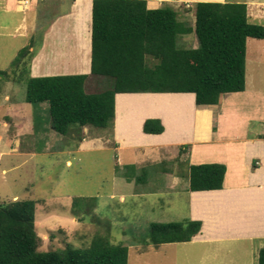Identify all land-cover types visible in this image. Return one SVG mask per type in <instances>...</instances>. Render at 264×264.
<instances>
[{
	"label": "trees",
	"instance_id": "1",
	"mask_svg": "<svg viewBox=\"0 0 264 264\" xmlns=\"http://www.w3.org/2000/svg\"><path fill=\"white\" fill-rule=\"evenodd\" d=\"M191 12L192 25L179 21L169 5L147 8L145 0H92L89 73L30 76L33 51L26 45L9 68L0 70V77L24 83L26 102H47L50 127L59 134L74 125L111 128L116 92H193L197 106L216 104L221 94L245 89L247 38H264V25L248 20L244 2L196 1ZM188 32L195 34L196 47L178 43ZM147 54L157 61L149 64ZM89 81L105 85L86 91ZM163 129L159 119L143 123L148 133ZM127 170L133 172V167ZM225 170L218 162L190 164L187 188H222ZM34 211L31 199L0 203V264H127L128 246L107 235H94L85 247L38 249ZM200 229L199 220L152 221L145 243L189 241ZM257 264H264V246Z\"/></svg>",
	"mask_w": 264,
	"mask_h": 264
},
{
	"label": "rangeland",
	"instance_id": "2",
	"mask_svg": "<svg viewBox=\"0 0 264 264\" xmlns=\"http://www.w3.org/2000/svg\"><path fill=\"white\" fill-rule=\"evenodd\" d=\"M192 4H179V21L193 24ZM49 15L40 11L38 22ZM32 16L30 13L29 20ZM13 18L10 13L0 12V24ZM1 26L0 32H8L9 26ZM40 31L34 27L36 42ZM17 38L0 34V70L8 68L19 48L21 41ZM247 39L245 81L248 79L249 85L264 92V40ZM178 43L197 46L193 32L181 34ZM146 60L149 64L157 61L150 54ZM4 78L0 79V203L35 201L38 249L85 247L94 235L101 234L113 243L128 246L127 264H257V246L247 240H227L220 245L188 241L146 245L150 222L179 221L185 212L187 203L180 194L183 181L175 185L172 176L162 171L165 167L181 174L187 172L184 156L173 153L168 162H146L140 171L129 172L134 180L128 183L117 174L126 168L127 161L116 155L110 127L74 125L68 133L59 134L50 127L48 103H27L25 84H14L9 79L12 83L5 86L1 83ZM104 85L89 81L86 91H99ZM171 93L144 98L156 103H180L183 95ZM24 106L26 109L20 110ZM255 127L251 125V129ZM89 134L110 137L111 141L104 144L105 139L99 138L95 148L78 149L80 139ZM134 189L152 193L139 196Z\"/></svg>",
	"mask_w": 264,
	"mask_h": 264
},
{
	"label": "crops",
	"instance_id": "3",
	"mask_svg": "<svg viewBox=\"0 0 264 264\" xmlns=\"http://www.w3.org/2000/svg\"><path fill=\"white\" fill-rule=\"evenodd\" d=\"M145 1L147 8L169 5L177 10L179 4L226 0ZM229 1L246 3L248 20L264 25V0ZM40 11L50 15L38 22ZM0 12L14 17L11 22L0 24V27L9 26L10 29L0 34H10L21 41L11 61L26 45L33 51L30 76L91 71L92 0H0ZM30 13L33 16L29 20ZM34 27L41 30L38 42L33 40ZM1 83L7 86L12 82L4 79ZM166 93H115L114 119L110 128L113 148L120 160L127 161L126 168L118 170L117 174L133 183V175L126 172L128 166L138 172L146 162L158 160L163 163L170 161L173 153L183 155L188 162L187 172L181 174L165 167L162 171L172 176L175 185L183 181L180 194L187 204L179 221H201L200 231L188 242L220 245L227 240H247L256 244L259 251L264 246V92L249 85L246 79L244 90L223 93L213 105L197 106L193 92H176L183 95L177 104L156 103L144 98ZM24 108L20 107V110ZM147 118L159 119L163 131L145 132L143 123ZM252 124L257 128L251 129ZM99 138L105 139L104 144L111 141L110 137L89 134L80 139L77 147L93 149ZM212 162L226 166L222 188L189 190L188 166ZM128 175L130 180L126 178ZM134 192L141 194L139 196L152 193L148 189H134Z\"/></svg>",
	"mask_w": 264,
	"mask_h": 264
},
{
	"label": "bare ground",
	"instance_id": "4",
	"mask_svg": "<svg viewBox=\"0 0 264 264\" xmlns=\"http://www.w3.org/2000/svg\"><path fill=\"white\" fill-rule=\"evenodd\" d=\"M252 85V84H251Z\"/></svg>",
	"mask_w": 264,
	"mask_h": 264
}]
</instances>
